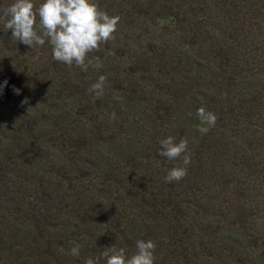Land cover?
<instances>
[{"label":"trees","instance_id":"16d2710c","mask_svg":"<svg viewBox=\"0 0 264 264\" xmlns=\"http://www.w3.org/2000/svg\"><path fill=\"white\" fill-rule=\"evenodd\" d=\"M98 2L121 18L90 54L99 69L13 40L0 19V264L131 256L137 240L155 242V264H264V0ZM200 107L218 117L207 134ZM168 136L191 155L171 183Z\"/></svg>","mask_w":264,"mask_h":264},{"label":"clouds","instance_id":"9594fccd","mask_svg":"<svg viewBox=\"0 0 264 264\" xmlns=\"http://www.w3.org/2000/svg\"><path fill=\"white\" fill-rule=\"evenodd\" d=\"M4 27L12 31V39L33 48L49 43L52 46L53 59L63 64L76 66L87 71L89 66L96 69L102 67L99 57L90 54L99 51L101 45L115 39L120 17L110 16L102 10L98 0H43L39 6L35 0H13V3L3 10ZM114 54V53H109ZM107 77L101 75L97 82L89 88L96 98L103 96ZM7 85V81L4 82ZM19 93V90H15ZM28 101L25 100L24 103ZM199 124L196 130L207 134L215 127L218 117L205 107H200L196 113ZM116 119V113L111 114ZM159 155L169 160H179L168 171L165 181L171 183L180 181L187 176L188 165L191 163L189 141L182 138L179 141L174 136H168L160 141ZM156 244L152 240L136 241V251L127 255L125 248L114 246L105 248L95 258L88 257L84 264H155ZM81 246L75 245L70 255H80Z\"/></svg>","mask_w":264,"mask_h":264}]
</instances>
